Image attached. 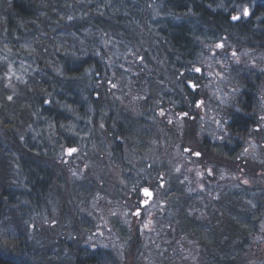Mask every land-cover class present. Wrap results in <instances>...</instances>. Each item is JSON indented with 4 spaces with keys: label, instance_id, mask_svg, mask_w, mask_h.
<instances>
[{
    "label": "trees",
    "instance_id": "trees-1",
    "mask_svg": "<svg viewBox=\"0 0 264 264\" xmlns=\"http://www.w3.org/2000/svg\"><path fill=\"white\" fill-rule=\"evenodd\" d=\"M231 1L240 3V0ZM242 1L244 3L260 0ZM222 5V0H0V225L10 226L16 231V236L7 241L4 250L0 248V264H53L51 258H48V263L41 261L40 257L44 254L38 255L31 253L27 248L23 249L28 244L30 233L38 235L36 239L39 237L41 241L42 238V242L46 243L49 241L46 238L49 233L57 229L56 222L50 221L54 218L44 214L42 208L48 206L49 209L58 197L63 198L62 188L72 185L74 178L81 186L75 204L79 205L80 202L82 205L84 197L81 192L86 190L84 182L89 181L90 185L98 180L92 174L94 170L81 178L57 174L56 171L55 177V160L62 153L63 144L62 140L53 137L51 132L57 126L65 124L62 118L56 117L55 109L60 105L71 108L73 118L66 124H70L71 129H74L80 125L79 120L88 121L95 109L102 111L101 99H95L90 93L94 89L99 92L108 90L113 94L119 92V98H124L120 104L110 102L107 105L112 107V116L109 117V110L104 109L95 122V126L100 121L106 124L105 131L115 136L114 139H109L108 145L114 144V151L106 145L103 148L106 151V159L102 162L105 164L95 169L100 172H107L106 165L116 163L117 159L123 168L125 164L130 163L136 175L145 176L148 173L146 163H150L153 157L157 158L155 152L159 150L157 147L162 138L155 134L154 140L152 138L150 141L157 144V147H150L152 151L150 148L145 149L144 146L138 145L141 137H136L137 134L131 125H144L138 111L150 98L153 99L155 94L153 103L150 99L151 105L147 104L150 110L156 106L158 100V103L163 102L164 105L167 100L173 98L165 92L166 90L176 92L178 99L182 100L179 92L184 91V88L191 108H196L195 100H198L203 92L207 94L205 98L210 104H217L219 115L229 121V133L223 135L221 141H225L226 145L234 142L233 156L241 158L242 161L230 157L231 149L222 147L221 153L215 152L213 147L208 145L209 142L213 143V138L204 135L207 140L204 155L201 159H192L205 166L204 169L209 166L212 170V186H208L209 191L214 189L212 196H209V192L199 195L203 197V205L209 207L207 210H201L200 219L194 216L190 219L187 216L182 223L178 222L176 233L172 232L176 223L169 224L165 219L163 226L164 231L173 234L167 246L173 253L178 252L175 247L177 239L172 240L177 236L182 238L181 241H194L203 249L200 255L203 264H239L243 261L241 256H230V253L234 251V254H246L248 244L254 240L253 237L260 234L255 228V222L253 221V225L249 219L255 214L257 222L261 218L263 220L264 200L257 204L252 200L254 203H250L253 206L251 212H248L250 194L247 192V184L234 180L228 172L243 180L252 179L254 185L251 192L264 190V175L251 171L243 163L241 154V149L244 150L243 146H246L245 142L248 140L249 128L258 127V131L261 128L257 119L258 114L262 113L260 104L252 94L256 90L257 93L264 90V61L250 63L241 72V80L232 82L237 96L225 105L223 101L216 102L204 88L194 92L186 85L191 71L200 66V61L206 53L205 47L208 52V47L219 42H222L224 47H236L238 51L245 49L252 55L260 54L264 59V24L256 27L254 18L233 23L230 12L234 9H225ZM143 6L148 12L161 15L165 21L162 25H151L154 36L146 35L137 24L134 13ZM235 35L239 37L234 40ZM255 38H259L260 43L252 45L245 42L247 39L254 42ZM148 41L154 43L149 44ZM154 57L162 59V66L167 68L161 72V76L144 69L151 67L156 71L158 65L153 62ZM86 59L90 61H85ZM121 60H125V64ZM10 66L13 67L12 78L8 79ZM235 71V74H238V71ZM111 75L118 79L109 85L107 81L111 79ZM119 78L122 82H119ZM200 78L201 76L195 75L189 80L202 85ZM72 92H89L90 101L81 105L82 98L74 99L76 94ZM160 96L162 98H159ZM214 96L224 98L219 93ZM140 97L138 102H134ZM109 98L113 97L110 95ZM125 117L131 121L125 122ZM154 120L162 123L157 114L153 115ZM83 126L90 125L83 122ZM148 126L151 125L143 127ZM186 128L189 136L195 134V124L190 118H187ZM128 131L132 132L131 136ZM258 131L253 129V135H261V130L260 133ZM117 137H121V142L116 140ZM260 139L259 148H263L264 138ZM98 140V145L103 143L102 139ZM230 140L233 142H229ZM225 154H230L227 155L230 161H223ZM251 162L252 165L255 163L254 158ZM261 166L264 171V161ZM164 171L168 172L166 169ZM260 176L262 178H259ZM118 177L122 179L121 184L129 181L126 176ZM100 180L99 185L106 181L103 178ZM107 180L118 181L113 176ZM235 183L239 189L232 190V186L226 185ZM111 185H114V182ZM170 186V192L175 194L177 188H183L185 184L178 182L176 186L171 180ZM40 195H43L42 201ZM86 200L85 205L91 206L89 200ZM242 203L245 206H241ZM98 206L96 202L94 208L98 210ZM237 206L242 207L240 213L236 211ZM31 212H35V215ZM245 212L248 213L249 219ZM107 217L116 218L111 215ZM91 218L88 217V222L84 225L88 230H84L83 235L91 233V228L96 227ZM79 219L83 222L84 218ZM77 222L79 223L78 219ZM112 226L115 232L117 230L124 245L123 249H119L121 258L118 264H146L149 247L144 240L139 241L143 232H139L138 228L127 230L128 227L120 221ZM75 233L70 229V232L65 233L68 237L63 234L56 238L61 249H58L55 256H60L61 251L67 248L69 264H96V261L97 264H117L112 259V251L105 252V249H101L103 252H100L99 249L81 253L78 243L82 239L81 236L77 241L73 239L71 234ZM125 234H128V238H125ZM101 242V245L107 244L103 239L93 244L100 245ZM122 251L126 253L124 259ZM173 253L167 252L166 264L180 263H177V258L174 257L178 254ZM100 255L103 261L97 260L96 257Z\"/></svg>",
    "mask_w": 264,
    "mask_h": 264
},
{
    "label": "rangeland",
    "instance_id": "rangeland-1",
    "mask_svg": "<svg viewBox=\"0 0 264 264\" xmlns=\"http://www.w3.org/2000/svg\"><path fill=\"white\" fill-rule=\"evenodd\" d=\"M223 1V8H229L232 7L236 10L237 14L243 15V9H248V18L249 19H256V27H261L260 25L264 24V0L260 1H254V2H244L240 0L235 3L231 0H222ZM144 7V6H143ZM140 10L135 11L134 15H136L137 18V24L142 27L143 32H146L148 36H154L153 28L151 25L153 24H161L165 21L162 19L161 15L158 16L155 13L148 12V10L144 7ZM233 16H236L235 14H232ZM149 17L151 20H149ZM244 17V15H243ZM257 17V18H256ZM172 21V20H170ZM233 22V21H232ZM236 22V21H235ZM233 22V23H235ZM169 23V20H168ZM150 28V29H149ZM231 31V30H228ZM241 35L240 32H237ZM233 37V36H232ZM238 35H235V38L238 39ZM259 38H255L254 42H251L249 39L245 40V42H249L250 44L254 45L255 43H260ZM149 44H153V41H148ZM207 47H205L204 55L202 57V61H200V66L203 69L202 77L199 79L200 82H204L202 89L209 91L210 96L214 97V100L216 102L223 101L224 104H228L233 97L237 96V91L232 86V82L236 79L241 80L240 75H242L243 70L250 65V62L252 61H264L263 57L260 54L252 55V53L246 51L245 49L239 50L233 47H224L221 50H218L216 45H213L212 47H208V52L206 50ZM248 48V47H246ZM154 54V53H153ZM211 58V59H210ZM162 59L158 60L157 57L153 58V62L155 65H158L156 67V71L154 68L151 67H144V69H148V72L150 73H158L159 76H161V72L166 71L167 68L163 67L161 64ZM164 64V63H163ZM197 68H195L196 70ZM238 71V74H235L236 71ZM226 75H228L226 77ZM111 79L117 80L118 77L112 76ZM110 79V80H111ZM119 82H122V79L119 78ZM195 85V84H194ZM167 94H170V90L165 91ZM255 92V91H254ZM182 92H179V94L182 96ZM223 95L224 98L220 99L219 97H215L216 94ZM263 96L262 97H256V100L260 104V110L261 114H258V121L259 126L261 127L259 131L261 130V133L258 131L256 127H252V130L248 136L247 142L246 139L243 142H245V147L243 146V149H241V154L243 155V163L248 166V168L254 170L258 175H264V171L262 170L261 162L264 161V147L259 148V141L260 138H264V91H262ZM156 94L154 95V97ZM153 97V99H154ZM167 97V96H165ZM209 97V98H211ZM159 98H162L160 96ZM173 98H177V96H173ZM168 100L169 102H173L174 99ZM140 98H137L134 102H138ZM153 99H151L153 103ZM113 100V99H112ZM150 101V102H151ZM159 101V100H158ZM156 102V106L152 108L153 115L157 114V116L162 119V123H159L158 120H150L147 122L148 128L143 127L146 125H137L132 124L131 127L136 132V137H141V142L138 145L144 146L145 149H148L152 146L157 147V144H155L153 141H150V139L154 140L155 134L162 138L161 143L158 145L157 149L155 151V154L157 155V158H152L150 163H146V167H148V173H146L145 176H139L135 174V171L130 163L125 164V168L121 167V164L116 161L115 164H107L106 168H108L107 172H100L97 170H94L92 172L94 178L98 179L94 182H92L89 185V181H85L84 185L86 186V190L81 192L83 193L84 200H82V205H76L75 201L76 198L79 197V192L81 190V186L76 183L73 179V184L70 186H66L65 188H62L64 196L63 198H57L56 201L52 202V206L48 209L47 207H43L42 210L43 213L51 216L55 219L57 224V229L53 232H50L49 235L46 237L49 241L46 243H43L42 238L41 241L38 237V240L36 239V236L32 233H30L28 244L23 247L27 248L31 253L36 254H44L41 256V261H45L48 263V258H51V262L53 264H69L68 257V249H64L61 251L60 256H55V254L58 252V249H61V247L57 245L56 238L58 236H61L67 232H70V229H73L76 233H78V237L81 236L82 241L79 242V249L80 247L85 248L88 247L85 245L84 240L87 239L90 235L91 242H99V239H101V234L97 229L91 228V233L89 232L87 235H83V233L88 230V227H84L85 224L88 222V217H92L91 220L93 221L94 225L96 223L95 219H98V221L101 220L102 216L101 213H104L106 216L113 215L109 211L110 209H113L116 207L114 204L108 202V201H116L119 200V203H125V205L128 208H132V215L136 216L138 218H146L147 219V213L141 216H138L137 213H135L136 207L133 205L134 200L137 199V196H134L132 193V190L135 186L141 185V184H147L150 188H152L156 194L153 202L149 207H147L148 213L150 214L149 217L152 218L151 222L152 224L148 227L142 226V237L140 238V242L142 240L145 241L146 245L149 247V250L147 251V256L145 259L146 264H166V258H167V252H172L167 248V246L170 244V238L173 236V233L177 232V225L178 222L182 223L184 219L189 216L190 219H193L192 216L197 217V219H200V216L202 214L201 210L205 209L207 210L208 205H203L202 203V196H199L203 192L210 193L209 196H212V191H209L208 186H212V182L210 178L212 177V170L208 166L206 169H204L205 166H202L198 164L196 161L192 159V156L195 152L199 151V149L195 148H189L192 153L190 154V157L182 156V152L186 149V143L184 145H180V135L178 134L175 136V131H182L181 129L184 126V122L178 118L177 115H179L181 112H178L177 115L173 112V109L166 110L164 107H162V103ZM166 101V100H164ZM210 101V100H209ZM201 106L197 109V112H199V116L197 117L196 114L194 116V119H197V128L195 126V134L192 135L195 140L198 139V130L201 127L202 128V136L208 135L211 138H219L221 135L218 130L219 122L224 124L226 121L225 119L219 115V107L217 104L209 103L206 98H203L201 101ZM216 105V107H215ZM190 112H188L189 115ZM173 121L174 128H170V122ZM201 123V125H199ZM164 124V125H163ZM226 127V124H224ZM171 129V130H170ZM253 129L258 131L261 135L256 136L253 135ZM83 132H86L88 136L94 137L93 135V127L92 126H84L82 128ZM148 136V137H147ZM230 140L229 142H231ZM191 142V141H190ZM200 142V140H199ZM233 142V141H232ZM182 143V142H181ZM183 144V143H182ZM234 145V142L232 143ZM263 144V143H260ZM264 145V144H263ZM191 147V143L189 144ZM232 152L233 147H229ZM173 149H176L177 154L173 151ZM152 151L153 149L150 148ZM170 150H172L173 154H171ZM160 155V156H159ZM230 155V154H227ZM237 161H242L241 158L232 156ZM254 158L255 163L252 165L251 160ZM189 159V160H188ZM187 165V166H186ZM186 166V167H184ZM93 168V167H92ZM125 170H123V169ZM213 168V167H212ZM113 169L114 172H113ZM164 169H166L168 172H165ZM205 170V171H204ZM58 174V172H57ZM175 174V175H174ZM179 176H178V175ZM126 176V178L129 180L126 182V184H121L122 179L118 176ZM228 175L231 176V178H235L234 180H239L240 182H245L247 184L248 193L250 194L249 197V205L250 207L248 212H251L252 206L254 202L252 200H255L256 204L260 202L261 200H264V190L251 192L252 186L254 185L252 179H244L239 178L238 175L235 177L234 173H229ZM59 176V175H58ZM110 176L115 177L118 179V181H109L107 179L110 178ZM61 177V176H59ZM133 177V179H131ZM100 178L106 179L103 184L100 183ZM251 178V177H250ZM259 178H262L261 176ZM78 180V178H76ZM131 180V181H130ZM172 180L173 184L178 186L179 183L185 184L183 188H177V192L171 193V186L170 181ZM62 181V180H61ZM111 182L109 184V182ZM112 182H114V185H111ZM146 182V183H144ZM67 183V182H66ZM116 183V184H115ZM241 184V183H240ZM232 186V190L234 188L239 189L236 187L238 185L235 184H226ZM242 185V184H241ZM91 186L92 188H90ZM58 191V189H56ZM97 191V192H96ZM182 193V194H181ZM257 195V196H256ZM40 201L43 200V195H40ZM89 200L91 206H86L85 202ZM128 200V203L126 202ZM97 202V204L102 205L101 209L96 210L94 208V204ZM251 203V204H250ZM124 205V206H125ZM241 206H245L244 203L240 204ZM47 208V209H46ZM120 207L116 208L117 210ZM242 207L237 206L236 211L237 213H240ZM46 209V210H45ZM247 209V208H246ZM115 211V212H116ZM114 212V213H115ZM32 213V212H31ZM246 213V212H245ZM25 215H28L27 213H24ZM32 215H35V212L32 213ZM73 216V219H72ZM247 218L248 213H246ZM29 218L31 216H28ZM36 218V217H35ZM79 218H84L85 222H82ZM95 218V219H94ZM127 221L130 220L131 215L129 213L125 214V217ZM122 217L112 218L110 219V222L113 225H116L117 221H121V219H124ZM54 219H50V221H54ZM77 219L81 225L77 222ZM125 219V220H126ZM167 219L169 224H175L173 226L172 232L170 231H164L165 227L163 226V221ZM252 220V221H251ZM259 220V222L256 221V216L254 214V217L250 218L249 221L251 224H255L256 230L260 233L257 237H253V241L248 244V248L246 249V254L237 252H231L230 256L237 255L241 256L243 261L239 264H264V218ZM254 221V222H253ZM74 226H70L73 225ZM123 224V223H122ZM138 224V223H136ZM136 224L134 225V229L137 230V227L135 228ZM253 224V225H254ZM124 225V224H123ZM125 226V225H124ZM51 227V226H50ZM126 227V226H125ZM141 228V227H140ZM168 228V227H167ZM171 228V227H170ZM133 229V227H132ZM85 230V231H84ZM127 230H130L129 228ZM169 230V228H168ZM14 235L16 236V231L11 228L10 226L6 227L4 225H0V248L6 247L7 241L14 238ZM73 236V234H71ZM116 235H113V232L107 231L104 236L103 240L108 244V249H113L112 259L117 264L120 260V250L123 249L124 245L122 243V239L120 235L118 234L116 230ZM65 236L68 237V234H65ZM71 236V237H72ZM70 237V239H71ZM125 238H128V234H125ZM176 240L175 247L178 248V252H175L173 254L174 257L177 258V263L179 264H203L201 260V251L202 248L199 247V245L194 241H188L184 240L181 241L182 238H177V236H174L172 240ZM5 242V243H4ZM102 242L100 243V245ZM96 245V244H94ZM100 245L97 246V249L100 248ZM140 246V245H139ZM21 250V248H20ZM175 250V249H174ZM2 253V251L0 252ZM195 253H197V256H195ZM137 254H139V250L137 251ZM194 254V255H192ZM46 255V256H45ZM126 253L125 251H122V259H124ZM240 257V259H241ZM97 260L103 261L101 255L99 257H96ZM239 259V260H240ZM109 260V259H108ZM179 261V262H178ZM44 263V262H43ZM98 262L96 261V264ZM205 264V262H204Z\"/></svg>",
    "mask_w": 264,
    "mask_h": 264
},
{
    "label": "flooded vegetation",
    "instance_id": "flooded-vegetation-1",
    "mask_svg": "<svg viewBox=\"0 0 264 264\" xmlns=\"http://www.w3.org/2000/svg\"><path fill=\"white\" fill-rule=\"evenodd\" d=\"M139 9H141V8L139 7ZM230 13H231V15L235 14L236 16L240 17V19H238V20H233L231 18V21H233V22L236 21L238 23V22H241V21L249 20L248 15L243 17V15L237 14L235 9L233 11H231ZM232 17H233V15H232ZM85 61H90V60L86 59ZM106 61H108V60H106ZM121 61H123L124 64L126 62L125 60H121ZM120 69H121V71L123 70V68H120ZM196 70H195V67H194V69L191 71V76L192 77L189 76L186 79L187 80L186 85L188 87H190V89L192 91H194V92H196V89L202 90V87H203V85H201V84L192 85V81L189 80V78L192 79L195 75H198V71H196ZM201 75H202V73H201ZM112 76H115V75H111V77ZM184 77H186V75H184ZM108 80L109 81H107V84H109V85L112 84V82L114 81L113 79L110 80V78ZM115 85H116V83H115ZM256 91L252 95H255L256 97H262L263 96L262 91H264V90H259L258 93ZM180 92H182V91H180ZM183 92L184 93H182V100H179L178 97L175 98V99L173 98L174 99L173 102H169L167 100L166 103L164 105H161V106L164 107L166 110H168V109L170 110L172 108L173 112L176 115H177L178 112H181L177 116H178L179 119H181L184 122V126L181 129L182 131H179V132L175 131V134H176L175 136H177L178 134L180 135V142L179 143H180L181 146L186 143L185 144L186 145V149L182 152V156L190 157V154L192 153V151L189 148H195V149H199V151H197L195 153H200V155L197 156L194 153L192 158L201 159L203 157V155H204V151H205L204 149H205V145L207 144V140H205V136L204 135L202 136V128L201 127L198 130V135H200V133H201V137L198 136V139L195 140L194 137L189 136L187 128H186V121H187V118H190V120L195 124V126L197 128V123H196L197 119H194V116H195V114H196L197 117L199 116V112H197L196 108H199L201 106V104H202L201 101L203 100V98H205V93L203 92L201 94V96L199 97V99L195 100V102H196V106L195 107L196 108H191V105L189 104V100H187V95H186L187 92L185 91V88H184ZM72 93L76 94L73 97L74 99L78 98V97L82 98V100L80 102L81 105H85L86 103H88L90 101L89 97H91V96L88 94L89 92H78V93L77 92H72ZM90 93L93 95V97H95V99H97V100L101 99L100 100V104L103 105V109H102L101 112H99V111H97V109L94 110L92 108L94 110V113L90 114L89 117H91V118L88 121L79 120V122H81L80 125L76 126L74 129H71L70 124H66V123L70 122L72 120V118H73V114L71 112V108L69 106H68V108H65L64 106L60 105V106H57L56 109H55L56 117L58 119L62 118L64 123H65L62 126H57L56 129L53 130V132H51V135L53 134L52 135L53 137H56L57 139H61L62 140V144H63L62 153L59 154L57 159L55 160V163H56V166H55V168H56L55 177H56V171L58 172V174H63V175L68 176V177H73V176H78V175L85 176L87 174H90L97 167L98 168L102 167L103 164H105V163L102 162L103 160L105 162V159H106V155L104 154V152H106V151H105V149H103L105 147V145L107 147L112 148V150L114 151V148H113V147H115L114 144H111L110 146H108L109 142H110L109 139H114V137H115L114 134L113 133H108V132L105 131V127H107L106 124H103L100 121L95 126V122L98 120V117L101 116V114L104 111V109H108L109 110L107 112V114H109V117L112 116V111L110 110L112 107L107 106V105L110 102L111 103L113 102V103H119L120 104L121 101L124 98H119V96H121V94L119 92H115V94H113V92H110L108 90L106 92L105 91L99 92L96 89H94V90L90 91ZM83 94H85V95L83 96ZM110 95L113 98H109ZM171 95L175 96L176 92H172ZM149 98H150V96H149ZM150 99H152V98H150ZM150 99H149V101L147 100L148 102L146 101L147 104L149 103V105H151ZM72 101L75 102V100H69V102H72ZM133 101H134V99H133ZM178 103H182V105H180ZM147 104L142 105V107H141L142 109L138 111L140 113L139 118L141 119V121L144 122V125H147L148 124L147 122H149L150 120H153V114L151 115L153 110L152 109L151 110L148 109ZM191 104H193L192 101H191ZM149 111H151V113ZM188 112H190L189 115H188ZM129 121H131V120L129 118L125 117V122H129ZM83 122H87L88 125L93 127V135H94V137H90V136L87 135L86 132H82L81 131L82 128L84 127L83 126ZM228 122L229 121L227 120L224 123V124H226V127H225L224 124L219 122L218 131L220 132L219 135H221V136L219 138L213 139V143L209 142V144H208L209 146L213 147L214 151L217 152V153H221L222 152V150H221L222 147H225V148H228V149H230L229 147H233V146L235 147V145H233V144L226 145L225 141H221L223 135H227L229 133L228 128H227ZM54 124H52V125H54ZM199 125H201V123ZM250 125H251V122L249 123V126ZM170 128H174L173 121L170 122ZM256 128L258 129V127H256ZM249 130H250L249 131V134H250V132L252 130V127H250ZM128 133H129L130 136L132 135V132L128 131ZM98 139H102L103 143L98 145V143L100 141ZM107 139H108V142H107ZM116 140L118 142H121V137H117ZM199 140H200V142H199ZM190 143L192 145L191 147L189 146ZM69 148H74V149H76V151L73 152L71 155H69L68 154V149ZM173 151L177 154L176 149H173ZM170 152H171V154H173L172 150H170ZM233 153H234V148H233V150L231 152L232 156H233ZM231 155H230V157H231ZM222 159H223V161H230V159L227 157V154L223 155ZM116 161H117V159H116ZM96 163H98V165ZM113 164H115V163H113ZM186 166H184V167H186ZM144 183H146V182H144ZM145 189H147L148 191H153L154 192V190L148 186V183L135 186L131 190H132L133 195L137 196V199L134 200V202H133V205L136 207L135 213H139L138 216H141V215H144V214L147 213V219L146 218H144V219L143 218H138L136 216H133L132 215V208L133 207L128 208L125 205V203H121L120 204L119 200L108 201V202H110V203H112V204H114L116 206L113 209L109 208V211L111 213H113V215H111V216L116 217V218H118V217L124 218L125 214L129 213L131 215V220H132V222L134 224L138 223L139 225L136 224L138 226L150 225L152 223L151 222L152 218L149 217L150 214L148 213L147 207H149L151 205L153 200L150 201V202H147L148 198L145 197V193H144ZM126 202L128 203V200ZM117 207H120L119 208L120 210L116 211ZM101 216H102V218H101L100 221H98V219H95V220H96V226H101L102 227L101 239H103L104 234L107 231H109V226L110 225L112 226V223L110 222V217H107L104 213ZM125 219L126 218L121 219L123 224L128 222L127 219L126 220ZM83 222H85V219H83ZM112 232H113L114 236H117L113 226H112ZM73 239H76V241H77V239H78V234L77 233H75L73 235ZM85 242H86V245L88 247H86V246H85V248L80 247L79 250H80L81 253L82 252L86 253L87 250H93V252L99 250V249H93V248H91V246L88 245V244H92V242H91L89 237L85 240ZM100 252H103V251L100 250ZM105 252H109L107 247L105 248ZM86 255H90V254H86ZM91 256H93V255H91Z\"/></svg>",
    "mask_w": 264,
    "mask_h": 264
},
{
    "label": "snow or ice",
    "instance_id": "snow-or-ice-1",
    "mask_svg": "<svg viewBox=\"0 0 264 264\" xmlns=\"http://www.w3.org/2000/svg\"><path fill=\"white\" fill-rule=\"evenodd\" d=\"M249 13H248V9L247 8H244L243 9V15L244 16H247ZM232 19L233 20H238V19H240V17L239 16H233L232 17ZM196 71H199V69H197ZM9 99H11V97H9ZM76 151V149H74V148H69L68 149V154L69 155H71L73 152H75ZM195 155H197V156H199L200 155V153H195ZM144 193H145V195H151V193L147 190V189H145L144 190ZM137 215H139V213H137Z\"/></svg>",
    "mask_w": 264,
    "mask_h": 264
}]
</instances>
